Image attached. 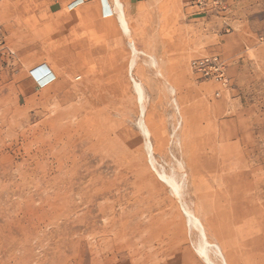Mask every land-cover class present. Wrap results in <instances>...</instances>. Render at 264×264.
Returning <instances> with one entry per match:
<instances>
[{
	"label": "rangeland",
	"instance_id": "1",
	"mask_svg": "<svg viewBox=\"0 0 264 264\" xmlns=\"http://www.w3.org/2000/svg\"><path fill=\"white\" fill-rule=\"evenodd\" d=\"M119 2L129 28L131 44L141 53L131 71L128 64L132 47L119 25L114 0L111 3L102 0V12L99 6L97 9L94 6L80 9L78 5H70L54 13L49 12L43 0H0V143L7 144L4 149L0 145V152L12 155L14 162L21 161L22 145L19 141L10 144V136L23 125L25 128L41 127L42 121L54 117L47 110L61 92V81L68 77L65 70L69 66L59 61L58 53H63L69 41H75L76 35L90 38V42L101 45L105 51L100 56L104 66L111 67L109 54L120 67L118 78L128 86L134 111L132 132L148 173L143 182L145 190L142 189L143 195L150 199L148 208L160 206L175 212L172 208L178 205L175 216L180 225L175 233V242L165 247L151 231L134 232L129 226L117 241L118 248L109 241V234H106L109 240L99 246H95L91 239H79L70 234L77 223L73 218L76 215L69 214V207L73 204L69 202L67 146L64 150H67L68 157L63 156L58 163H53L54 190L49 192L51 197L43 193L41 198L31 188L21 198L11 195L6 205L0 203L1 207L66 209L65 216L56 220L50 229L52 239L51 236L40 248H35L33 240L29 241L33 246V255L28 264H36L37 260L42 264H206L193 247L190 224L182 207L146 159L143 137L135 125L141 110L132 89L130 74L135 80L145 83L149 94L143 116L152 132L158 162L164 164V160L171 161L175 146L179 152L182 150L181 154L183 149L190 154L195 152L197 155L194 153L193 162L203 159L202 164L209 159V171L216 184L211 183L212 179H206L200 181L199 187L204 194H213L215 190L219 192L212 197L213 200L207 199L206 207H213L212 202L226 207L214 214L218 215L216 221L227 249L237 264H264V0H232L228 15L233 19L219 21L186 17L176 0H153L138 7L134 13L129 9L125 12L122 2ZM222 6L206 12L216 15L217 11L227 9L224 3ZM104 12H113L108 15L112 19L105 18ZM232 28L242 31V46L222 53L216 48L217 34ZM77 52L81 53L83 49L79 48ZM142 53L150 54L156 64L147 63ZM206 53H218L226 62L227 72L230 73L227 88H221L214 80L199 78L189 68L190 57ZM44 70L54 75L39 85L40 73ZM165 83H169L176 93V110L172 103L170 105ZM216 90L219 95L215 94ZM39 112L43 114L39 115ZM25 117L28 118L27 125L22 123ZM198 143H204V147L191 152V147L195 144L198 147ZM134 167L138 170L139 164ZM239 172H244L241 179L237 178ZM221 175L228 176L226 183L219 182ZM127 176L132 178L131 173ZM11 178L18 181L16 176ZM7 179L0 169V189ZM164 198L171 202L164 201ZM232 217L238 218L235 225ZM141 221L146 223L147 219L142 218ZM39 225L42 229L47 228L42 222ZM237 228H243L244 243L232 237L233 230ZM11 229H14L16 238L22 234V229L16 225ZM231 240L237 242L235 247L229 246ZM24 260L18 252L9 264H21Z\"/></svg>",
	"mask_w": 264,
	"mask_h": 264
},
{
	"label": "bare ground",
	"instance_id": "2",
	"mask_svg": "<svg viewBox=\"0 0 264 264\" xmlns=\"http://www.w3.org/2000/svg\"><path fill=\"white\" fill-rule=\"evenodd\" d=\"M114 2V9L119 19L117 20L132 47L128 64L131 71L141 53L131 44L121 3L119 0ZM117 25L116 23V31H118ZM79 48H82L83 52H77ZM104 52L103 47L94 45L90 42V38H79L76 35L75 41H69L63 53H58L59 61L69 66L65 70L68 77L61 81V92L55 96V101L47 110L53 113L54 117H49L50 119L46 121L41 120V127L25 128L23 125L12 135L9 131L12 136H10L12 139L10 144L19 141L22 145L20 146L23 149V157L20 162H14L12 155H4L0 152V169L8 178L6 183L1 184L0 203L6 205L11 195L21 198L24 192L31 188L39 196L54 190L52 189L54 176L51 173L55 169L53 163H58L63 156L68 157L67 150L64 149L69 146V202L73 204V207H69V214L76 215L73 218L77 223V227L71 230L70 234L79 239H91L95 246L104 244L110 239L109 241L118 248L116 243L129 226L134 232L151 231L150 233L167 247L175 242V233L179 230L180 224L176 219L177 215L175 216L178 205L172 208L175 212L167 211L160 206L154 209L147 206L150 204V199L143 195L142 189L145 187L143 183L145 174L148 173L132 132L133 101L127 90V84L118 78L120 67L111 60L109 54L111 67L104 66L105 62L100 57ZM142 54L146 56L147 63L156 64L150 54ZM48 64L55 71L49 62ZM47 71L40 73L39 85L54 75ZM130 79L141 110L135 125L143 137L142 145L146 159L151 169L165 182L169 192L182 207L190 224L193 247L206 264H237L223 241L219 222L216 221L218 215L214 214L216 210L226 207H221L223 204L218 202H212L213 207H206L207 199L213 200L212 197L219 192L215 190L213 194H204L200 191L201 180L212 179L211 183L216 184L212 172L209 171V159L202 164L203 159H196L198 161L193 162L195 152L192 151L204 147V143H198V147L197 144L193 145L190 149L193 154L187 153L188 150L185 149H183L185 154H181L182 150L179 152L175 146L172 160L163 159L164 164H160L154 154L156 150L153 148L151 129L143 116L149 94L144 86L145 83L135 80L131 74ZM164 87L169 94L170 105L172 103L173 109L174 107L175 110L178 109L174 89L169 83H165ZM61 106L64 108L60 109ZM43 110L46 109L43 107ZM35 119L34 117L33 120ZM24 122L27 125L28 118L25 117L22 123ZM3 143L2 141L0 145L4 149L7 144ZM137 163L138 170L134 167ZM200 166L202 168L199 171ZM130 173L132 178L127 176ZM243 175L244 172H239L237 178L241 179ZM15 176L18 181L11 178ZM227 177L221 175L219 182L226 183ZM163 200L171 202L166 198ZM79 211L82 213L77 215ZM65 212L66 209L58 211L56 207H1L0 205V264H9L12 259L15 260L18 252L25 259L21 264H28L33 255V246L29 241L33 240L35 248H40L51 236L52 239L53 234L50 229L56 220L63 218ZM142 218L147 219V222L143 223ZM232 219L235 225L238 218L232 217ZM40 222L47 228L42 229ZM13 225L22 229V234L18 238L13 235L14 229H11ZM106 234L111 237L107 239ZM232 234L234 240L244 243L243 228L233 230ZM237 242L231 240L229 246L235 247ZM19 258L21 260V257ZM36 264L42 262L37 260Z\"/></svg>",
	"mask_w": 264,
	"mask_h": 264
},
{
	"label": "crops",
	"instance_id": "3",
	"mask_svg": "<svg viewBox=\"0 0 264 264\" xmlns=\"http://www.w3.org/2000/svg\"><path fill=\"white\" fill-rule=\"evenodd\" d=\"M101 1L102 0H43L44 3L48 5V10L51 13L58 12V11H63L64 9L69 8L70 5H78L80 9H86L89 6H94L97 9V6L101 9ZM108 2H112V0H106ZM123 4L124 10L126 12V9H129L131 13H134L135 10L138 7L148 5L153 2V0H120ZM165 1H174V0H163ZM177 5L179 6L181 12L186 16V17H194L193 19H209V20H224L229 18L232 20L233 18L228 15V12L231 10L230 4L232 0H222V3H224L227 6V9L225 11H220L216 12V15H211L208 12H202L198 9V6L191 0H176ZM224 7V6H222ZM102 12V9H101ZM112 13H105L104 15L107 16L105 18L107 19H112L111 16ZM126 14V13H125ZM225 16L223 17V15ZM90 15V14H89ZM92 15V14H91ZM89 18L88 16H86ZM93 18V15L92 17ZM241 36H242V31L236 30V29H226L223 31L218 32L217 34V46L216 48L221 51L222 53L233 49L237 50L242 46V41H241ZM229 76V71L227 72ZM217 91V90H216ZM215 91V92H216Z\"/></svg>",
	"mask_w": 264,
	"mask_h": 264
},
{
	"label": "built area",
	"instance_id": "4",
	"mask_svg": "<svg viewBox=\"0 0 264 264\" xmlns=\"http://www.w3.org/2000/svg\"><path fill=\"white\" fill-rule=\"evenodd\" d=\"M202 12L218 9L222 7L221 0H191ZM189 68L201 79L214 80L221 88H227L229 77L227 75V65L218 53H206L190 57ZM219 95V91H216Z\"/></svg>",
	"mask_w": 264,
	"mask_h": 264
}]
</instances>
